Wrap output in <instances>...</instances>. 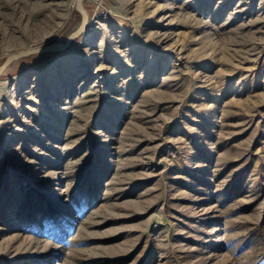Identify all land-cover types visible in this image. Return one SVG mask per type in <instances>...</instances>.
Here are the masks:
<instances>
[{
  "label": "rangeland",
  "instance_id": "obj_1",
  "mask_svg": "<svg viewBox=\"0 0 264 264\" xmlns=\"http://www.w3.org/2000/svg\"><path fill=\"white\" fill-rule=\"evenodd\" d=\"M75 6L0 0V65ZM83 8L0 76V264H264V0Z\"/></svg>",
  "mask_w": 264,
  "mask_h": 264
},
{
  "label": "water",
  "instance_id": "obj_2",
  "mask_svg": "<svg viewBox=\"0 0 264 264\" xmlns=\"http://www.w3.org/2000/svg\"><path fill=\"white\" fill-rule=\"evenodd\" d=\"M75 10L80 14L81 16V22L79 27L72 32L63 43H54L49 45H44L41 47H38L33 50H28L25 52H20L17 54H13L8 56L4 62L0 65V76L3 74V72L8 68V66L23 57L33 55V54H39V53H45V52H54V51H61L67 48V46L77 37H79L82 32L84 31L85 27L88 24V16L83 8V0H76V6Z\"/></svg>",
  "mask_w": 264,
  "mask_h": 264
},
{
  "label": "trees",
  "instance_id": "obj_3",
  "mask_svg": "<svg viewBox=\"0 0 264 264\" xmlns=\"http://www.w3.org/2000/svg\"><path fill=\"white\" fill-rule=\"evenodd\" d=\"M75 14L78 16V14L75 12Z\"/></svg>",
  "mask_w": 264,
  "mask_h": 264
}]
</instances>
